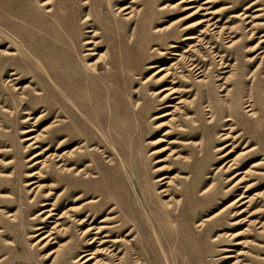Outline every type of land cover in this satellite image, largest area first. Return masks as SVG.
Instances as JSON below:
<instances>
[{"label":"rangeland","instance_id":"374dc122","mask_svg":"<svg viewBox=\"0 0 264 264\" xmlns=\"http://www.w3.org/2000/svg\"><path fill=\"white\" fill-rule=\"evenodd\" d=\"M44 1L0 0V264H79L81 260H75L95 229L78 244L81 231L89 226V220L93 225L107 226L120 222L111 220L116 213L107 211L121 193L130 197V206L139 207L141 225L149 238L153 232L147 214L160 231L161 224H180L175 219L164 220L161 208L170 194L156 193L161 188H168L178 198L177 203L171 201L173 211L181 208L183 214L191 213L197 219L210 216L243 192V184L236 188L232 186L235 180L227 181L232 172L224 171L223 166L244 146L256 145L257 151L240 156L239 172L264 158V43L254 51H245L257 42L264 25L255 29L251 41L246 39L251 23H244L250 18L227 20L230 13L242 11L252 0L209 3L213 10L226 4L233 5V9L201 15L203 9L185 18L196 8L185 6L208 4L203 5L204 0L178 4V0H90V6L83 4L84 0H52L42 5ZM125 4L131 6L127 9H132L131 21L118 12ZM253 9L247 13L252 14ZM87 14L91 20L86 19ZM209 15L213 17L210 22L218 19L219 27H227L222 36L229 28L243 30L231 38V42L240 40L239 47L229 48L225 39L215 41L212 35L205 40L212 42L213 48L196 39H183L201 32L200 28L185 25ZM263 21L264 17L255 22ZM157 27L164 29L154 31ZM197 48L198 54L192 52ZM215 52L228 64L222 74L229 76V83L223 91L219 86L223 79H217L221 70ZM182 55L186 59L181 60ZM252 56L257 57L250 61ZM191 58L201 67L200 78L205 83L197 82V75L188 70ZM94 62L98 63L95 71L89 65ZM177 62L182 68H174ZM159 67L165 70L156 76L167 70L174 75L156 82L151 74ZM172 78L176 80L173 85L169 81ZM164 85L176 88L177 98L171 95L159 100L160 96L151 95V90ZM229 87L232 96L223 100L222 94ZM252 93L256 95L255 117L245 111L246 98ZM178 100L180 103H175ZM167 103L172 106H165ZM206 105L210 111L205 110ZM227 106L232 121H224ZM164 112L170 114L153 118ZM211 113L212 118L207 117ZM160 122H167L171 128L158 125ZM179 126L184 129L179 130ZM169 129L168 135H162ZM238 134L235 141L229 137ZM159 137L162 139L157 140ZM168 139L176 142L167 143ZM186 141L189 143H183ZM226 143L229 145L216 150ZM163 146L167 149L150 154ZM229 149L230 153L223 155ZM37 152L40 154L32 158ZM159 158L164 159L156 162ZM35 161L38 163L33 164ZM60 164L74 168L62 171ZM160 166L162 169L156 170ZM79 168L86 170L75 175ZM258 168L264 171V163ZM164 174L175 177L170 185L152 182ZM255 177L248 176L256 184L244 193L253 197L249 205L227 207L223 217L206 222L202 232L195 222L188 226L197 235L196 241L207 243L206 253L196 264H232L236 258L238 264H264V227L260 230L255 224L264 221V175ZM208 186L211 203L205 204L206 194L202 192ZM100 190L110 203L88 204L74 220L67 215L55 219L64 211L73 215L68 208L84 200L103 196ZM82 193V201H75ZM141 198L147 210L140 206ZM44 201L48 205L40 206ZM51 207L55 208L52 221H42L45 214L39 212ZM241 209L243 213L233 215ZM82 217H88L83 227L76 224V219ZM101 219L104 222L99 223ZM233 221L238 222L231 224ZM54 223L57 225L51 228ZM50 229L54 239L43 245L48 238L40 241V237ZM127 230L129 227L110 237H124ZM223 231L231 235L224 234L217 245H212V237ZM235 232L240 234L233 237ZM245 240L248 242L244 247L236 245ZM96 247L97 242L88 248L92 251ZM118 249L119 256L131 250L124 242L118 243L114 252ZM129 251L127 264H137L135 254ZM187 251L191 253L190 246ZM148 253L144 251L146 264H192L177 247L160 248L155 253L149 248ZM171 255L176 256L175 261ZM228 255L234 257H225ZM92 262L116 264L117 259L104 254L87 264Z\"/></svg>","mask_w":264,"mask_h":264},{"label":"bare ground","instance_id":"6f19581e","mask_svg":"<svg viewBox=\"0 0 264 264\" xmlns=\"http://www.w3.org/2000/svg\"><path fill=\"white\" fill-rule=\"evenodd\" d=\"M186 1L187 2H194L197 0H178V2L176 4L183 3ZM223 1H225V0H204V1H202L203 5L208 4L207 7H203L201 5L194 6L192 4L187 5V6H185V8H193V7H196V8L192 12H190L189 14H187L186 16H184L182 18H185V17L190 16V15H195L200 10H203V9H205V11L201 15L226 13V12L232 11L233 5H228V4L222 5L217 10L210 9V8H213L212 5H210V4L217 3V2H223ZM51 2H52V0H45L42 3V5H49ZM130 2L135 3V0H130ZM83 4H87V5L91 6V1L90 0H84ZM259 4H264V0H252L251 2H249L248 4H245L243 6L242 11L230 13L229 18L227 20V21H232L233 19H241V21H243V19H246L247 17L250 18V19H247L246 22H244V23L245 24L251 23V25L246 29V32L248 33V36L246 39H250L251 41L253 39H255V34L259 30L258 29L259 26L264 25V21L259 23V24H256L257 21H260L262 19V17H264V11H262L264 9V7L260 6ZM130 7H131L130 5L125 4V5H122L118 8V12H120V13L123 12V14L127 15V17L125 18L127 21H131V18H132V14H131L132 9L127 11V9H129ZM253 7H254V9L252 10L253 13L252 14L247 13V12H250V9ZM257 11H262V12H257ZM89 16L90 15L87 14V16H86L87 20H91ZM212 18L213 17H211V15H209L208 17L203 16V17L196 19L193 22H190L187 25H185L184 28H187V27L200 28L201 32L198 35L187 34L183 37V39L184 40H195L196 39V40L201 41L203 44H205L204 45L205 47L213 48L214 46L211 45L212 42H210L209 40H205L207 35H212L213 39L215 41L217 39H220L221 41H222V39H225L226 40L225 42L228 43L227 47H229V48L239 47L240 46L239 45L240 40L237 39L236 41L231 42V38H234L238 33H240V31L243 32V30L236 26L234 28H229V30L227 31L228 34H226V36H222V35H224L223 34L225 32L224 30L227 29V27H225V26L219 27L218 26V24H219L218 19H216L213 22H210ZM202 25H204V26L202 27ZM165 28H168V26H165ZM163 29L164 28L157 27L154 29V31H162ZM210 30L213 32H211ZM88 31L90 32L92 30H88ZM258 37H259V39L257 40V42L255 44L251 45L245 51H254L255 49H257L259 46H261L264 43V32L260 33V35ZM170 47H176V46L171 45ZM185 51H187V50H185ZM192 52H194L195 54L196 53L198 54L199 49L198 48L193 49ZM94 53H95V51L92 52V54H94ZM171 54L178 55L177 52H175V51H172ZM263 56H264V54H263ZM186 57H187L186 55H182L180 57V59L184 60V59H186ZM214 57L217 58V61L219 64L218 68L221 70L220 71L221 74H219L217 79H223V82L219 85L220 91H223L226 89V85H228V83H229V76H224L222 74V73L226 72V68L228 67V64L225 61H223V57L220 56L219 54H217V52L214 53ZM256 57L257 56H252L249 58V60L251 61ZM203 59H205V58H203ZM190 60H191V63H189L187 65L188 70H190L191 72H194L195 75H197V77L199 78L198 80H196L197 82L205 83V80L203 78H200L202 76V69H200L201 67L198 66L197 63H194V61H195L194 58H191ZM89 65H90L91 69L93 71H95L97 66H98V63L94 62V63H90ZM174 65H175L174 68H182V66H180L178 62L174 63ZM149 67H154V65H150ZM163 70H165L164 67H159L157 70H155L151 74L152 77H156L155 78L156 82H162L163 80H165L166 77L174 75L173 72H171L170 70H167L164 74L156 76V75H158V73H160ZM147 80H148V78H146V80H144L143 83ZM169 81H170V84H172V85L176 82V80L174 78H172ZM172 85L171 86H169V85L161 86L157 89L151 90L150 93L153 97L160 96L159 100H164L171 95H172L171 96L172 99L177 98L176 95H174V94L178 93L179 91L176 88H174ZM185 91H187V90H185ZM232 92H233V89L229 87L228 90H226V92L222 94L223 96H225V98L223 100L229 99L232 96ZM255 99H256V95L253 96V93L249 94V96L246 98L247 103L245 105V107H246L245 111L248 113L249 116H252V117L256 116L255 111H254V108L256 106ZM180 101L181 100H178L175 103H180ZM165 106H172V105L167 103ZM206 106H207V108L205 110L210 111L208 105H206ZM226 112H227V116H226L224 121H232L233 118L231 117L229 106L226 107ZM169 114H170L169 112H164V113H161L159 115L154 116L153 118L164 117V116L169 115ZM207 117L212 118V113L210 115H208ZM187 118H188V116H187ZM210 121H212V120H210ZM160 124H166V126L171 128L170 125H167L168 124L167 122L166 123L160 122L158 125H160ZM232 128L233 127L230 128V131H232ZM178 129L183 130L184 128L182 126H179ZM169 132H170V129L165 130L162 135H166V134L168 135ZM239 136H240V134L235 135V136H229V137H231V139H233L235 141V139H237ZM225 137H227V135H225L224 138ZM29 138H31V137H28L26 139H29ZM158 139H162V138L159 137V138H157V140ZM168 141L169 142H167V143H175L176 142V140H174V139H168ZM183 143L188 144L189 142L186 141ZM226 145H229V144L226 143L222 146H219L218 148H216V150H222ZM161 149H167V148H166V146L160 147L157 150L151 151L150 154L158 152ZM168 149H170V148H168ZM243 149L244 150L239 151L233 158L228 160V162H226V164H224V166H223L224 171L227 170V171L232 172V173L229 172L231 174L228 177L227 181L229 180L230 182H233L235 180L233 182L232 186L235 185V186H237L236 188H240V185L243 184L242 187H244L243 192H241L238 196H236L234 199H232L230 203H228L227 205H225L222 208H219L218 211L210 214V216H208V217H205L203 219H197L191 213L189 215L183 214L182 213L183 211L181 208L180 209L177 208L175 211H173L174 206L171 204V201H173V199H175V203H177L176 201H178V198H174L175 194L171 193L168 188H161L156 193H161V196H165L167 194H170V198L167 201L163 202L164 208L163 209L161 208L162 216H163L164 220L166 222L167 221L169 222V221H173L175 219V220H178L180 224L171 225L169 227L165 226V225L163 226L161 224L160 226L162 227V230L160 231V229H158L156 227L155 223L151 221L149 215L147 214L148 219L152 223L151 229L153 232V237L148 238V237H146L145 231L141 225L143 217L138 212L139 207L137 205H131L130 206V202H131L130 197L128 195L122 196V193H121L120 196H117L114 198V201L112 202L113 205L107 211V213H109V214L116 213L110 219L114 220V221L120 220V222H117L116 224H114L112 226H107V225H101V224L93 225L90 220L88 221L89 216L87 218L82 217V218L76 219L77 225L82 226L87 221L89 223V226L81 231L80 238L76 243L82 244V241L90 234V232L93 229H95V230H94V232H92L93 236H91L89 238L88 242L83 244L84 249L80 250V253L78 254L77 259L75 261L81 260L79 264H87L92 258H95L98 255H104L105 254V255H108L110 257H113L114 259H117L116 264H127V257H128V251L129 250L124 252V254L121 256L118 255L121 251L120 249H118L117 252H114L115 246L120 242H124L127 244L128 247L131 248V250L129 252H132L135 254V257H136L135 260H136L137 264H146L145 263L146 255L144 254V251H146L148 253L149 248H151V252L155 253L160 248L165 249V247H166V249H169L171 246L177 247L180 249L181 254L184 256V259L187 260V263L191 262L192 264H196V262L199 259H202V257L204 256V253H206L204 246H206L207 243L204 242L203 240L202 241L201 240L196 241L197 235H195L192 232V230L188 228V226L193 225L195 222V226L200 227V231L202 232L203 229H206L205 228V226L207 225L206 222L212 223V222L219 220L220 217H223V215H224L223 211H225V209L227 207L231 206L234 208L235 205H243L244 203H248V205H249L250 202L252 201L253 197L252 196L248 197L244 193H245V191H248L249 188L253 187L256 184V181H251V180H253V178H248V176L250 177L251 174H253L256 176L255 178H258L259 176L264 175V171L259 170V168H258L260 166V164L264 163V160H263L264 158H262L258 161L256 160V161L251 162L249 167L247 169H245L243 172L238 171L239 170V167H238L239 164H238L237 160L240 158V156L249 155L250 153L252 154L253 152H256L257 146L256 145H252L250 147L244 146ZM231 150L232 149H229L223 155H227L228 153H230ZM39 154H40V152H37V153L33 154L31 157L32 158L37 157ZM57 157H58V159L61 158L60 155H57ZM163 159L164 158H159L156 160V162L163 161ZM35 163H38V161H35L33 164H35ZM60 167H61L62 171H66V170L69 171V170L74 168L73 166L69 167V166H66L65 164H60ZM75 167H77V166H75ZM161 169H162V166L156 168V170H161ZM82 170H86V168H84V169L79 168L77 170V172L75 173V175H78V172H80ZM35 173H37V172H35ZM248 173H251V174L248 175ZM29 175H32V174H29ZM87 177H88L87 175L84 176V178H87ZM174 178L175 177L173 175L171 177H169L168 175L164 174L162 176L157 177L152 182H157V184L158 183L159 184H166V186H168L171 184V182L173 181ZM31 183H33V181L28 182V184H31ZM209 186L204 188L203 192H202V193L206 194V196H204L205 204L211 203V201H210L211 191L209 190ZM177 189H179V188L177 187ZM263 192H264V189H263ZM259 193H254V194L258 195ZM49 194L50 193L48 192V193L44 194V196L46 197ZM99 194L103 195L104 193L101 192V190H100ZM83 198H84V193L78 194L74 198V200L78 201V200H81ZM105 202L110 203V198H106L105 194L103 196L99 197L98 199L84 200V201H82L81 205L74 206V207L72 206V208H68L69 211L73 212V215L70 213H67L68 211H64L60 215L56 216L55 219H60L61 217H63V215H67L68 218L70 217V220H74L76 218L75 216L80 215L81 210L86 208V206L88 204H91V203H101L102 204ZM46 205H48V202H46V201H44L40 204V206H42V207H44ZM140 206L142 208H144V210H147V203L144 200H142V198H141ZM54 209L55 208H53V207H51L49 209L43 208L42 211L39 212L40 215L45 214L42 218V221L48 220V222H51L52 220L50 218H52V215H55V212L53 211ZM230 210H231V208L228 211H230ZM228 211H226V212H228ZM243 211H244V209H241L233 215H240L241 213H243ZM252 213H253V211L249 215H252ZM104 219L99 220V223L104 222ZM56 221H54V222H56ZM237 222L238 221H233L231 224H235ZM255 224H259L257 228H259L260 230H262L264 227V221H262V222L256 221ZM55 225H57V223H54L53 227H51V228H55L54 227ZM127 227H129V230H127V232L124 234V237L123 236H121V237L120 236L110 237L114 233H121ZM40 228H41V226L37 227L36 229H40ZM105 229L108 232L102 234L101 236H98ZM61 230L65 231V229H61ZM157 231H158L159 235L156 234ZM52 233L53 232L50 229L49 233L47 232V234L40 237V241H43V240L48 238L47 241H45V243L43 245H46L47 242H50L51 240L54 239V237H50ZM154 233H155V236H154ZM224 234H225V236L231 235L230 233H227V231L218 232V234L213 236L211 239L212 245H217L220 237H222ZM239 234H240V232H235L232 236L236 237ZM125 237H129V240H126L128 238H125ZM181 240H183V241H181ZM125 241H127V242H125ZM95 242H97V247L95 249H93L92 251H90L91 248H88V247L93 246ZM108 242H111V244L106 245V243H108ZM247 242H248L247 240L237 241L236 245H240V246L244 247ZM189 246L191 247V253L189 251H187ZM57 249L58 248H56L55 250H51L49 252L50 255L55 253L57 251ZM242 253L243 252H237L238 255H240ZM149 255L150 254L148 253V256ZM159 256H160V254H159ZM171 256L175 261L176 256H173V255H171ZM225 257H234V256L228 255ZM200 263H201V261H200ZM238 263H240V262L237 261V258L235 259L234 262H232V264H238ZM90 264H96V263L92 262ZM243 264H250V263L244 262Z\"/></svg>","mask_w":264,"mask_h":264}]
</instances>
